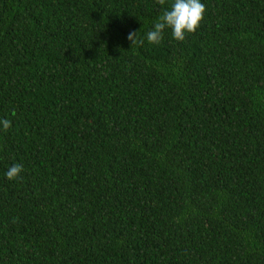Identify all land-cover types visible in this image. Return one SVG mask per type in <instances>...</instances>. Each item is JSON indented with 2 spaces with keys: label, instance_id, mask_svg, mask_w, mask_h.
I'll list each match as a JSON object with an SVG mask.
<instances>
[{
  "label": "trees",
  "instance_id": "1",
  "mask_svg": "<svg viewBox=\"0 0 264 264\" xmlns=\"http://www.w3.org/2000/svg\"><path fill=\"white\" fill-rule=\"evenodd\" d=\"M201 2L0 0V264H264V0Z\"/></svg>",
  "mask_w": 264,
  "mask_h": 264
},
{
  "label": "clouds",
  "instance_id": "2",
  "mask_svg": "<svg viewBox=\"0 0 264 264\" xmlns=\"http://www.w3.org/2000/svg\"><path fill=\"white\" fill-rule=\"evenodd\" d=\"M161 6L166 4V0H157ZM206 12L205 5L201 0H172L170 7L164 8L158 17L154 27L147 33V40L151 44H159L163 39V33L166 28L171 29L172 36L177 41H184L186 34L195 33L204 19ZM128 40L133 46L143 44L139 39V32L129 33ZM3 130L7 131L12 125L7 119L0 120ZM23 171V165L17 163L12 165L6 172L8 180H16Z\"/></svg>",
  "mask_w": 264,
  "mask_h": 264
}]
</instances>
